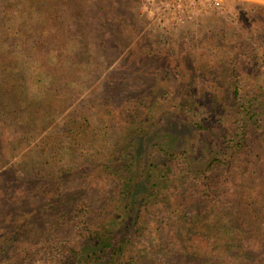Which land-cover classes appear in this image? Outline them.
I'll use <instances>...</instances> for the list:
<instances>
[{
	"label": "trees",
	"instance_id": "obj_1",
	"mask_svg": "<svg viewBox=\"0 0 264 264\" xmlns=\"http://www.w3.org/2000/svg\"><path fill=\"white\" fill-rule=\"evenodd\" d=\"M141 5L0 0V264L41 255L49 264H264V43L249 50L261 61L256 75L252 60L237 62L204 83L208 95L187 78L192 64L149 51L189 93L161 82L147 98H122L138 95L125 83L147 65L109 62L135 55ZM251 12L243 31L254 42L264 39V8ZM31 52L39 77L30 93ZM44 54L52 75L38 66ZM108 70L106 85L90 89Z\"/></svg>",
	"mask_w": 264,
	"mask_h": 264
},
{
	"label": "rangeland",
	"instance_id": "obj_2",
	"mask_svg": "<svg viewBox=\"0 0 264 264\" xmlns=\"http://www.w3.org/2000/svg\"><path fill=\"white\" fill-rule=\"evenodd\" d=\"M239 3L241 4V7L237 10L236 4ZM198 5L199 6L195 8L188 5L187 9L177 7V9L171 10V8L168 11H165L159 0H142L140 12L144 16L145 24L142 27L140 34H138L139 36L131 45V47L136 50L135 55L129 57L127 56V53H121L116 55V57L109 62L111 63V70L116 68L119 70L120 67L124 66L134 67V62H136L135 64L141 65L140 69L147 65V67L145 66L144 76H142L143 70L139 71L135 68L133 70L134 73L130 76L131 82L125 83L127 84L126 87H129V89L130 87H135V91L138 95H121L122 98L131 97L136 99V97H145L146 94L151 93L149 87L152 85L154 86L155 83L161 82H168L171 92H175L174 95L176 96L189 93L190 90H188L185 83H181L180 87L176 88L177 71L171 73V71H168L169 69L164 66L165 62L146 56L154 52L164 54L161 58L163 60L165 59L168 65L174 66L180 64L183 67H189L192 64L196 68V70H192L190 73L191 75L189 74L187 77L198 78L197 85L199 89L197 92H190L191 94L195 92L200 95L214 94L215 90L204 87V85H208L204 83H209L211 79H215L220 75L218 73L222 70H231L237 62L248 64L252 60L253 76L257 74L258 68H255V66L258 62L261 64V61L255 58L257 51L256 53H252L253 58H249L248 54H251L249 51L250 49H258L262 46L264 39L259 40L256 36V40L251 42L250 39L253 35H249V37L247 33H244L243 29H246L250 22L254 21L255 23L257 16L255 19L252 18L256 14L251 12V10L253 7L264 8V0H222L223 6L220 9L209 6L207 2ZM244 9L248 11L246 12V16L243 12ZM248 19H250V21H248ZM256 26L259 25L256 24ZM219 27H225L222 32L223 34L228 29L227 33L231 34V32H233L239 34L240 37L236 39L232 36L227 39L224 36L220 37L218 33L219 31H222V29ZM239 40H242V42ZM241 43L245 44V47L242 51H237L240 46L239 44ZM232 46L237 50H232ZM129 50L130 49L127 51ZM141 51L146 52L144 56L140 54ZM222 52L227 54V58L223 61L221 58ZM241 53L245 56H239L236 58L237 55ZM186 55L187 59H184V56ZM259 55L261 56V54ZM14 56L16 59L18 58L16 55ZM27 57L28 64L24 69L26 71L28 70L29 73L25 76L26 81L23 82L22 87L31 93L32 89L36 87L37 77H39V75L37 65L35 64V60L37 59L33 57L32 52ZM38 62V66L42 73L45 75H52L53 71H51L52 66L50 64L52 60L47 54H44L43 57L39 58ZM202 66H206L204 70L201 68ZM212 66L216 69L214 70ZM205 69H210L211 73ZM109 71L110 70L97 74L95 83L93 82L90 89L95 86L101 88L105 86L106 84L103 82V79L105 76H108ZM212 72H215V74ZM263 73L264 70L259 71L258 69V75ZM122 78V72L114 74V79H116V81L121 80ZM186 80V82H189L188 79ZM199 80H201V82ZM160 93L161 91H158L156 94L159 95ZM87 95L88 94L86 93L84 97L78 100L75 106L82 104V101ZM98 95L99 94L96 93L94 97ZM72 113L73 110H70L61 118L69 116ZM230 118L231 116H229V119ZM20 156H22V154H20ZM12 161L14 162V159ZM11 163L12 162L8 165L6 164V167ZM6 195L10 196V192L6 193ZM26 201L30 203V199H27ZM3 212L4 215H7L9 209L4 207ZM37 258V264H49L47 256L41 255Z\"/></svg>",
	"mask_w": 264,
	"mask_h": 264
},
{
	"label": "built area",
	"instance_id": "obj_3",
	"mask_svg": "<svg viewBox=\"0 0 264 264\" xmlns=\"http://www.w3.org/2000/svg\"><path fill=\"white\" fill-rule=\"evenodd\" d=\"M161 6L168 11L169 9H177V7H183L187 9L188 5H191L192 8L198 7V4L207 2L209 6L213 8H222V0H159Z\"/></svg>",
	"mask_w": 264,
	"mask_h": 264
}]
</instances>
